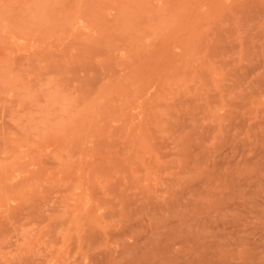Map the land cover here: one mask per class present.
<instances>
[{
  "label": "rangeland",
  "instance_id": "374dc122",
  "mask_svg": "<svg viewBox=\"0 0 264 264\" xmlns=\"http://www.w3.org/2000/svg\"><path fill=\"white\" fill-rule=\"evenodd\" d=\"M0 264H264V0H0Z\"/></svg>",
  "mask_w": 264,
  "mask_h": 264
}]
</instances>
